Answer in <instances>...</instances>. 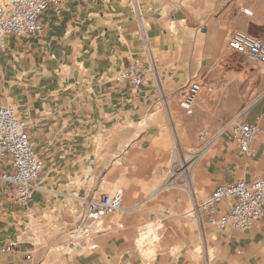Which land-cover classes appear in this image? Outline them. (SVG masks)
Wrapping results in <instances>:
<instances>
[{
    "label": "crops",
    "instance_id": "obj_1",
    "mask_svg": "<svg viewBox=\"0 0 264 264\" xmlns=\"http://www.w3.org/2000/svg\"><path fill=\"white\" fill-rule=\"evenodd\" d=\"M205 1L212 3V8L204 13V26L198 28L199 33L196 32V26L202 23L196 19L194 13L188 11L187 15H178L177 12H173L169 15L174 22L188 23L189 30L194 35L187 41H180L175 51L171 35L163 28L167 23V18L162 13L163 9L155 7L153 2H147L141 13L145 29L141 26V21L133 17L128 5L123 4L118 12L111 13L103 0L94 2L67 0L60 16H55L52 12L43 15L41 21L45 26V32L42 37L6 39L5 50L0 52L14 54L17 62L23 61L26 56L28 58L44 56L45 60L50 57L49 60L47 58V61H50L49 65L43 62L34 66L30 61L22 65L19 62L21 65H18L17 71L21 70L28 75L23 80L25 83L20 81L21 84L15 87L17 88L15 97L21 99V102L15 100L0 103V106L16 104L18 109L23 108L29 112L28 118L31 121L28 125L29 138L44 162L43 177L48 189H60L67 183L68 177L63 174L74 166L75 154L100 150L101 142L98 140L105 132L100 128L95 129V126L114 118L121 108L155 103L154 93L159 95L160 91L158 92L157 88L154 90L151 86V75L145 77L143 86L136 92L128 83L118 82L116 78L118 72L134 60L145 66L151 63L155 65L150 43L154 45L158 43L160 34L163 35L165 46L167 43L174 52L173 65L183 68V64L188 63V79L194 77L192 75L195 72L200 77L203 88L191 114L198 118L195 126L197 132L202 129L217 132L226 120L243 114L245 106L248 107L246 114L241 115L243 121L252 125L263 124L262 126L257 124L263 129V133L255 143V156L248 159L255 160L256 164L246 165L239 179L228 178L225 174L216 175L213 183L219 182L214 184L209 195L220 185L239 180L250 182L255 176L264 175L254 173L264 171V94L261 93L264 86L260 84L264 83V68L252 65L240 52L228 45V38L234 30L253 36L264 34V0ZM147 26H150V29H147ZM75 49H79L77 51L81 53V58L92 59V68L90 67L92 80H70L69 83L66 81L69 79L68 73L72 68ZM19 54L25 57L21 58ZM58 75L63 82H57ZM155 75L157 76L156 69ZM261 80L263 81L260 82ZM187 81L183 90L172 93L178 96L179 101ZM51 89L59 92L55 99L48 96ZM30 90L34 93L29 92ZM160 95L163 97V92ZM236 150L238 152L237 146ZM214 154L215 151L209 152L207 158ZM188 175L192 184V178L190 174ZM67 188L69 190V187ZM84 191V197L79 198L80 200L98 198L102 195L101 192H94L93 188ZM121 192L123 194V190ZM48 195L33 196L30 203L32 215L43 210L47 204H58V200L50 199ZM60 196L74 200L71 194ZM80 203L84 204L83 201ZM136 206L138 204L125 207V212L134 211ZM0 214H15L24 220L32 216H25L3 186H0ZM254 227L252 233L258 235L261 233L264 237V215ZM114 229L115 226L112 225L103 228L101 234L93 240L97 252L89 256H77L72 264H177L180 261L176 257L164 255L156 260L147 261L143 259L141 253L131 248L126 240L122 239L119 242L115 240L112 235ZM221 233L232 236L243 232L225 230ZM208 237L206 232L203 240V254L206 260L211 252L208 248ZM212 241L216 242L217 237ZM235 245L237 253L241 254L244 244L240 245L237 242ZM18 256L1 250L0 264H14L11 258L17 259Z\"/></svg>",
    "mask_w": 264,
    "mask_h": 264
},
{
    "label": "rangeland",
    "instance_id": "obj_2",
    "mask_svg": "<svg viewBox=\"0 0 264 264\" xmlns=\"http://www.w3.org/2000/svg\"><path fill=\"white\" fill-rule=\"evenodd\" d=\"M92 1L95 0H89ZM147 2H153L155 7L163 9L162 13L167 18L163 28L173 39L174 51L180 41H187L194 35L189 30L188 23L174 22L169 15L173 12L178 15H187L188 11L194 13L202 23L196 26V32L199 33L198 28L204 26V13L212 8V3L205 0H103L111 13L118 12L123 4L128 5L138 21L139 13H143ZM145 23L148 24L147 21ZM138 35L137 33L136 37ZM77 45L78 41L75 42L76 47ZM150 49L158 77V80L152 77L150 84L154 90L157 88L160 91L159 95L154 93L155 103L121 108L114 118L95 126V129L100 128L105 132L98 140L101 142L100 150L75 154L74 166L63 174L68 177L67 183L60 189L50 188L59 193V196L48 195V198L59 201L57 205L47 204L43 210L25 220L15 214H0V252L5 243L15 242L19 247V256L17 259L11 258L12 263L72 264L77 256H89L97 252L93 240L82 242L80 239L68 240L67 237L85 209V205L78 199L84 197V190L93 188L94 192L102 194L123 190L124 208L138 204L132 212H125L123 209L104 218L101 228L115 226L113 238L118 242L126 240L147 261L164 255L180 259L177 264H264V237L261 233H252L258 221L243 233L232 236L206 226L208 248L211 251L206 260L190 188H193L198 200H205L214 184L219 182L213 183L216 175L225 174L228 178L239 179L243 168L256 164V161L241 156L235 143L226 136L203 150L196 138L198 118L185 114L179 107L178 96L172 94L183 90L189 77V64H183V68L173 65L174 52L167 43L165 46L162 34L159 35L158 43H150ZM77 50L75 49L72 68L68 73L69 79L66 80L68 83L70 80H92V59L81 58V53ZM19 55L21 58L25 57L23 54ZM14 56L0 52V103L15 100L21 102V99L15 97V87L28 75L21 70L17 71L18 65L26 64V61L34 66L43 62L48 65L50 63L47 61L50 57L45 60L44 56H26L23 61L17 62ZM244 64L247 65L246 62ZM192 76L200 80L197 72ZM59 77L61 76L58 75L57 82H63ZM260 84L264 86V83ZM29 92L34 93L32 90ZM58 93L51 89L48 96L55 99ZM261 93L264 94V87ZM13 105L21 119L30 125L29 112ZM247 107L240 115L246 114ZM211 151H215V154L207 158ZM254 173L264 174V171ZM188 174L192 178V184ZM63 194H71L74 200L61 197ZM215 237L217 241L213 242ZM237 242L244 244L241 254L237 253ZM24 253L31 254L30 260L23 258Z\"/></svg>",
    "mask_w": 264,
    "mask_h": 264
},
{
    "label": "built area",
    "instance_id": "obj_3",
    "mask_svg": "<svg viewBox=\"0 0 264 264\" xmlns=\"http://www.w3.org/2000/svg\"><path fill=\"white\" fill-rule=\"evenodd\" d=\"M67 0H2L0 2V51H4L7 38H40L45 32L41 19L47 12L60 16ZM139 20L143 22L139 13ZM228 45L240 52L254 66L264 68V34L253 36L234 30ZM155 75L153 63L143 65L132 61L121 69L116 80L126 82L136 92L145 82V77ZM203 85L199 79L190 77L179 101V107L191 115ZM263 129L257 124H247L242 116L226 120L216 133L202 129L197 138L203 150L212 146L219 138L226 136L235 143L241 156L251 159L255 156V143ZM0 186L7 189L14 204L25 216L32 215L30 203L35 194H50L43 177L44 162L39 157L29 138L27 123L21 119L13 104L0 106ZM198 227L203 240L206 226L219 231L242 232L251 228L264 215V175L255 176L250 182L239 180L223 184L205 199L198 200L190 188ZM85 209L77 224L68 232V240H94L101 234L104 218L124 209L121 192L102 194L98 198L83 199ZM93 248V247H92ZM3 252L18 255L15 242L7 243ZM28 261L30 253H24Z\"/></svg>",
    "mask_w": 264,
    "mask_h": 264
},
{
    "label": "bare ground",
    "instance_id": "obj_4",
    "mask_svg": "<svg viewBox=\"0 0 264 264\" xmlns=\"http://www.w3.org/2000/svg\"><path fill=\"white\" fill-rule=\"evenodd\" d=\"M1 1H2V0H1ZM141 26L143 27V29H145V28H144V25L142 24V22H141ZM147 27H148V26H147ZM144 36H145V35H144ZM155 80H158V77H157V76L155 77ZM118 192H121V191L118 190ZM52 193H54L55 195H59V193H57V192H52ZM121 194H122V192H121ZM78 200H80V199H78ZM80 201H83V200H80ZM83 202H84V201H83ZM84 204H85V202H84ZM142 239H143V238H142ZM139 242L141 243V241H139ZM138 244H139V243H138Z\"/></svg>",
    "mask_w": 264,
    "mask_h": 264
}]
</instances>
